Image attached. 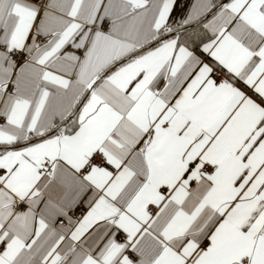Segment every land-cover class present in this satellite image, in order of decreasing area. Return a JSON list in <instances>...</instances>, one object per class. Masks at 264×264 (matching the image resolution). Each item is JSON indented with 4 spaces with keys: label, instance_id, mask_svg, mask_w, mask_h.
Returning a JSON list of instances; mask_svg holds the SVG:
<instances>
[{
    "label": "snow or ice",
    "instance_id": "6c2138e0",
    "mask_svg": "<svg viewBox=\"0 0 264 264\" xmlns=\"http://www.w3.org/2000/svg\"><path fill=\"white\" fill-rule=\"evenodd\" d=\"M0 264H264V0H0Z\"/></svg>",
    "mask_w": 264,
    "mask_h": 264
}]
</instances>
